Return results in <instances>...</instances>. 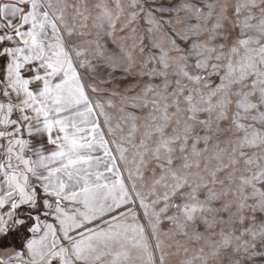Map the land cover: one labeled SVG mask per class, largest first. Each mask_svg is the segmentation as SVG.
<instances>
[{"label": "rangeland", "instance_id": "1", "mask_svg": "<svg viewBox=\"0 0 264 264\" xmlns=\"http://www.w3.org/2000/svg\"><path fill=\"white\" fill-rule=\"evenodd\" d=\"M17 8L38 13L44 59L0 102V171L14 180L33 148L57 194L19 195L34 262L264 264V0Z\"/></svg>", "mask_w": 264, "mask_h": 264}, {"label": "crops", "instance_id": "2", "mask_svg": "<svg viewBox=\"0 0 264 264\" xmlns=\"http://www.w3.org/2000/svg\"><path fill=\"white\" fill-rule=\"evenodd\" d=\"M29 2L30 0H0V90L3 89L0 93V102L9 101L12 104H17V102H15L16 97L10 99L6 94L7 85H9V83L15 86L18 80L20 81V79L12 81L11 79H13L14 76L23 75L29 79V82L31 80L33 85L38 82V79L33 80L32 76H29V68H26L25 66H27V61H31L32 59L36 61L44 59L42 46H40L43 38L37 32V30L41 29V22L38 20L39 17L37 15L38 13L34 10L35 8L32 10L29 9L27 12H20L17 8V6L21 7L29 4ZM32 7H35V5L32 4ZM20 63H22V66L21 68H18ZM36 103H38L39 106H42L39 101ZM0 105L2 106V103ZM24 126V136L27 137L28 142L32 143L35 136L32 135L26 124ZM8 153L9 150H6L5 148L3 156H8ZM29 154L32 159L25 160L24 169L22 167L19 169V171L21 170L25 174L28 171L31 174L29 177H31L30 180H32V184L27 182L26 186L22 183V180H20L21 175L19 174V171L14 180H9L8 176H10V172L5 167L6 163L9 161L5 158L3 162L0 171V241L15 227L16 223L14 222L18 219L16 215V207L20 199L19 195H22L25 189L27 191H29L28 189H37L41 192V195L44 198L57 196L56 192L48 191L40 185H37L35 182L34 178H38L40 170L37 168L33 148H30ZM25 157L27 158V156ZM62 196L65 195L62 194ZM8 222H10V225ZM28 241L29 240H25L23 243L22 251H25L26 255L25 258L20 260L28 264H36L28 252L30 251L27 249ZM29 247L31 246L29 245ZM1 249H3V252H1L0 255L5 257L2 254H6V251L9 249ZM15 251L16 250L13 249V253ZM70 264H73V262H70Z\"/></svg>", "mask_w": 264, "mask_h": 264}, {"label": "trees", "instance_id": "3", "mask_svg": "<svg viewBox=\"0 0 264 264\" xmlns=\"http://www.w3.org/2000/svg\"><path fill=\"white\" fill-rule=\"evenodd\" d=\"M21 230L22 229L16 228L15 230L11 231L5 238L0 241V248L12 247L14 249H19L21 247L22 242H24L27 237L23 234L18 239L20 232H22Z\"/></svg>", "mask_w": 264, "mask_h": 264}, {"label": "water", "instance_id": "4", "mask_svg": "<svg viewBox=\"0 0 264 264\" xmlns=\"http://www.w3.org/2000/svg\"><path fill=\"white\" fill-rule=\"evenodd\" d=\"M14 264H28V263L21 261V260H17L14 262Z\"/></svg>", "mask_w": 264, "mask_h": 264}]
</instances>
